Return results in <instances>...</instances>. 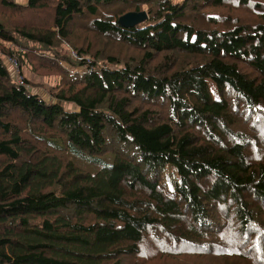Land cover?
<instances>
[{"label":"trees","instance_id":"16d2710c","mask_svg":"<svg viewBox=\"0 0 264 264\" xmlns=\"http://www.w3.org/2000/svg\"><path fill=\"white\" fill-rule=\"evenodd\" d=\"M79 23L140 53L93 52ZM61 41L80 68L51 98L12 79ZM155 253L264 264V0H0V264Z\"/></svg>","mask_w":264,"mask_h":264},{"label":"rangeland","instance_id":"374dc122","mask_svg":"<svg viewBox=\"0 0 264 264\" xmlns=\"http://www.w3.org/2000/svg\"><path fill=\"white\" fill-rule=\"evenodd\" d=\"M173 1H180V0H173ZM253 3H255L256 0H251ZM15 2L20 4H25L26 2H18L15 0ZM214 11H222L226 12L227 8L222 9H213ZM234 15H245V16H251L249 10L246 8H238L236 10L233 8L229 9ZM72 28H74L70 33V38L77 40V42L80 44H83L84 47L89 46L93 52L98 51L99 49H103L105 52L114 53L119 56L120 59L125 60L126 58L130 56H137L140 52L137 49L131 48L129 46H126L125 44H117V42L108 39L107 37H102L99 34L92 33L89 30H86L83 28V26L79 23L77 25H74ZM9 47L15 48L14 45L9 44ZM88 48V47H87ZM18 49H20L18 47ZM46 60H48L51 63L46 64L45 61H43L42 64H40L38 61L34 60L33 58H25V60L22 62V65L19 69L15 67H11V65L6 61V64L9 66V73L14 81L21 80L22 77H25L29 83L25 84L27 87L33 91V92H39L40 94L44 95L45 98L48 99V95H50V88L52 86H57L60 83L61 75L57 73L58 67H65L68 68L70 72H75L80 67L77 66L78 57L75 54L74 48L71 46V44L67 41H61L57 46H55V50H45ZM85 57H88V59H91L92 56L86 55ZM6 59V58H5ZM102 59H99L98 61H101ZM53 64H57L55 67L52 66ZM210 87L212 90L215 89V85L210 81ZM51 98V95H50ZM70 106V105H67ZM176 179V174L174 172V169L172 166L167 164L164 167L163 170V180L166 182V185L171 187L174 185V181ZM210 260H213L214 262H218V259H212L208 258ZM199 260L198 257H194L192 255L185 254L184 256H164L159 253H155L152 255L147 256H135V258H131L129 260V264H171L181 261H195ZM244 263L250 264L249 260H244Z\"/></svg>","mask_w":264,"mask_h":264},{"label":"water","instance_id":"95a60500","mask_svg":"<svg viewBox=\"0 0 264 264\" xmlns=\"http://www.w3.org/2000/svg\"><path fill=\"white\" fill-rule=\"evenodd\" d=\"M147 19V13L143 11H129L121 15L118 19V23L123 27H131Z\"/></svg>","mask_w":264,"mask_h":264},{"label":"built area","instance_id":"2783aa9c","mask_svg":"<svg viewBox=\"0 0 264 264\" xmlns=\"http://www.w3.org/2000/svg\"><path fill=\"white\" fill-rule=\"evenodd\" d=\"M7 62L11 65V67H15V68L17 69L18 65H17V62H16V61H14V60H12V59H7ZM16 82H18V83H22L21 80L16 81Z\"/></svg>","mask_w":264,"mask_h":264},{"label":"crops","instance_id":"0c3cea01","mask_svg":"<svg viewBox=\"0 0 264 264\" xmlns=\"http://www.w3.org/2000/svg\"><path fill=\"white\" fill-rule=\"evenodd\" d=\"M17 1H18V2H23V3H24V2H26L27 0H17Z\"/></svg>","mask_w":264,"mask_h":264}]
</instances>
